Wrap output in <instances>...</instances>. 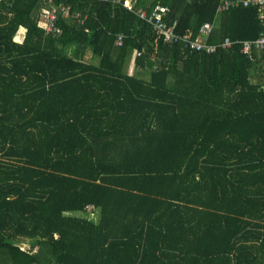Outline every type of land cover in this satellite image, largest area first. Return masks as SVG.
Returning <instances> with one entry per match:
<instances>
[{"label": "trees", "instance_id": "obj_1", "mask_svg": "<svg viewBox=\"0 0 264 264\" xmlns=\"http://www.w3.org/2000/svg\"><path fill=\"white\" fill-rule=\"evenodd\" d=\"M124 1L54 0L51 32L45 0H0V264H264V51H190ZM220 1L133 6L259 34Z\"/></svg>", "mask_w": 264, "mask_h": 264}, {"label": "built area", "instance_id": "obj_2", "mask_svg": "<svg viewBox=\"0 0 264 264\" xmlns=\"http://www.w3.org/2000/svg\"><path fill=\"white\" fill-rule=\"evenodd\" d=\"M45 6L40 18L41 26L51 32H59L58 24L59 16L67 17L69 15L68 7L64 3L56 4L54 0H45ZM124 4L142 18L151 23L155 31L164 36L166 40L182 41L183 46L190 51H199L205 53H215L219 50H227L234 46L235 43L241 44V52L252 54L253 50L264 51V0H221L218 11L238 6H254L258 9V16L261 23V30L254 38L232 39L229 36L218 41H212L211 35L214 31L215 24L211 21L203 22L194 33L188 30L183 34H179L174 24L165 20L168 7L162 4H156L151 10L145 7L133 6V0H125ZM79 14V13H78ZM124 42V33L117 34L116 43L122 45ZM141 54V51H138ZM93 209V207H92Z\"/></svg>", "mask_w": 264, "mask_h": 264}, {"label": "crops", "instance_id": "obj_3", "mask_svg": "<svg viewBox=\"0 0 264 264\" xmlns=\"http://www.w3.org/2000/svg\"><path fill=\"white\" fill-rule=\"evenodd\" d=\"M215 24V23H214ZM88 55V54H87ZM128 72L129 73H133L135 72V69H134V61L133 59L131 60V62L129 63V66H128ZM143 77H146L148 78L149 77V73H145L143 72ZM252 78L255 80H257L259 77L256 75V73L253 71L252 73ZM95 211V209H93Z\"/></svg>", "mask_w": 264, "mask_h": 264}, {"label": "rangeland", "instance_id": "obj_4", "mask_svg": "<svg viewBox=\"0 0 264 264\" xmlns=\"http://www.w3.org/2000/svg\"><path fill=\"white\" fill-rule=\"evenodd\" d=\"M88 55H90V53H88ZM143 72L148 73V70H144ZM143 72H140V74L143 75ZM90 209H92V208H90ZM73 213L74 214H80L79 212H73ZM98 214H99V212L97 211V212L90 214V216L93 217L94 219H96V218H98ZM21 244L23 247H26V248L30 246L29 242H22Z\"/></svg>", "mask_w": 264, "mask_h": 264}]
</instances>
